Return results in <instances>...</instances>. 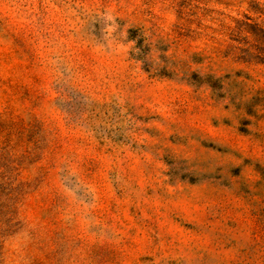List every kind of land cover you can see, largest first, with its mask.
I'll use <instances>...</instances> for the list:
<instances>
[{
  "label": "rangeland",
  "instance_id": "1",
  "mask_svg": "<svg viewBox=\"0 0 264 264\" xmlns=\"http://www.w3.org/2000/svg\"><path fill=\"white\" fill-rule=\"evenodd\" d=\"M0 264H264V0H0Z\"/></svg>",
  "mask_w": 264,
  "mask_h": 264
}]
</instances>
